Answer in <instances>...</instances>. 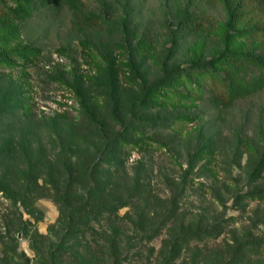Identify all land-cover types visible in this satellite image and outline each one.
<instances>
[{"label": "rangeland", "instance_id": "rangeland-1", "mask_svg": "<svg viewBox=\"0 0 264 264\" xmlns=\"http://www.w3.org/2000/svg\"><path fill=\"white\" fill-rule=\"evenodd\" d=\"M222 1L79 0L75 9L12 0L0 16V129L15 134L17 145L39 135L57 147L66 143L65 133L109 138L126 118L138 119L136 144H129L125 160L129 172L138 161L150 169L143 177L168 208H178L176 226L220 220L227 231L198 244L199 254H191V241L178 264L214 257L225 248L222 237H264V87L223 106L209 92L192 90L210 61H235L232 54L249 49L264 53L237 33L243 24L229 25ZM97 17L101 22L90 21ZM143 92L156 101L149 109ZM54 116L56 125L40 119ZM154 121L168 126L154 129ZM250 192L254 198L235 199ZM8 204L0 192V215ZM150 204L158 211L163 205L153 198ZM34 205L33 216L41 218L23 213L30 229L17 233L24 253L18 264L40 262L30 248L34 230L48 234L53 226L50 240L57 232V203L43 197ZM148 245L155 250L145 249L135 264H160L159 239Z\"/></svg>", "mask_w": 264, "mask_h": 264}, {"label": "trees", "instance_id": "trees-1", "mask_svg": "<svg viewBox=\"0 0 264 264\" xmlns=\"http://www.w3.org/2000/svg\"><path fill=\"white\" fill-rule=\"evenodd\" d=\"M78 1L43 0L44 4L63 3L75 9ZM222 2L229 10V25L243 24L237 33L256 41L264 50V0ZM9 3L12 0H0V16ZM90 21L101 22L98 17ZM231 56L235 61L229 58L210 61V67L201 71L200 80L192 90L209 92L213 102L223 106L264 87V53L255 54L249 49L246 53ZM192 82L190 79L191 85ZM142 101L146 102L144 109L156 104V101L148 100L147 92H143ZM3 116L0 112L1 124ZM40 119L53 125L58 123L57 116ZM139 123L138 119L128 117L109 138L99 133L93 134L91 139L65 133L66 143L55 145L57 147L44 145L43 137L39 135L35 139L28 137V143L17 145L15 134L0 129V192L9 203L0 215V264H18L17 261L24 258L17 233L27 227L29 230L30 221L23 219V213L33 216L37 211L34 203L43 197L52 198L57 203L59 214L54 223L57 228L54 240L49 236L53 226L48 234L34 230L29 238L34 255L40 256L39 264H135L144 258L145 249L148 253L155 250L154 245H148L153 239H159V263L178 264L180 256L189 251L191 241L196 242L191 254H199L203 250L198 244L215 241L225 234L226 228L220 220L203 225L192 219L187 226L181 222L176 226L178 218L174 213L178 208H168V200L153 194L150 181L143 177L142 172L147 174L150 169H145L138 161L129 172L126 155L129 144H136L134 138L139 133ZM162 124L158 121L151 123L154 129L167 128L168 125ZM54 135L62 139L60 133ZM254 195L253 192L239 194L235 199H252ZM152 198L163 203L159 205L160 211L150 204ZM138 202L144 206H139ZM126 207V211L120 214V209ZM33 218L37 221L41 215ZM245 237L242 241L222 237L223 242H219L225 248L214 257L204 256L189 262L182 259V262L262 264L264 237L256 239L252 234ZM37 243L43 245L41 250Z\"/></svg>", "mask_w": 264, "mask_h": 264}, {"label": "crops", "instance_id": "crops-1", "mask_svg": "<svg viewBox=\"0 0 264 264\" xmlns=\"http://www.w3.org/2000/svg\"><path fill=\"white\" fill-rule=\"evenodd\" d=\"M50 219L52 218V220H54L56 218V213H52L51 216H49Z\"/></svg>", "mask_w": 264, "mask_h": 264}]
</instances>
